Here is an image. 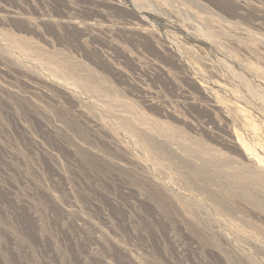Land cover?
<instances>
[{
  "label": "rangeland",
  "instance_id": "rangeland-1",
  "mask_svg": "<svg viewBox=\"0 0 264 264\" xmlns=\"http://www.w3.org/2000/svg\"><path fill=\"white\" fill-rule=\"evenodd\" d=\"M0 264H264V0H0Z\"/></svg>",
  "mask_w": 264,
  "mask_h": 264
}]
</instances>
